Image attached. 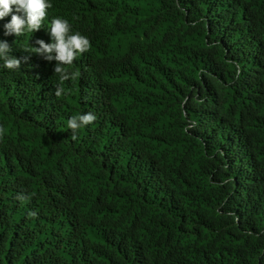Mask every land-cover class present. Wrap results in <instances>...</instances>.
<instances>
[{
	"label": "trees",
	"instance_id": "1",
	"mask_svg": "<svg viewBox=\"0 0 264 264\" xmlns=\"http://www.w3.org/2000/svg\"><path fill=\"white\" fill-rule=\"evenodd\" d=\"M50 3L0 19V264H264V0ZM54 17L91 44L61 97Z\"/></svg>",
	"mask_w": 264,
	"mask_h": 264
},
{
	"label": "clouds",
	"instance_id": "2",
	"mask_svg": "<svg viewBox=\"0 0 264 264\" xmlns=\"http://www.w3.org/2000/svg\"><path fill=\"white\" fill-rule=\"evenodd\" d=\"M52 7L50 0H0V19L11 15L10 21L3 25L4 35L21 36L28 32L38 31L43 26V21L47 16V9ZM51 42L46 43L43 39H37L39 47L32 46L27 51L40 54L45 60L55 61L54 74L58 77L55 85V96L61 97L67 94L63 87L64 82L79 77L80 73L69 71L77 55L89 51L91 44L88 37L80 32H71V25L68 20L54 17L50 24ZM12 45L6 40H0V67L15 71L20 68L22 61L26 62L27 57L17 58L11 55ZM97 119L92 112L77 114L67 121V127L72 131V139H77V132L82 127L93 123ZM5 135V129L0 125V139ZM17 199L24 201L28 197L19 194ZM30 217H35L37 213L29 212Z\"/></svg>",
	"mask_w": 264,
	"mask_h": 264
}]
</instances>
